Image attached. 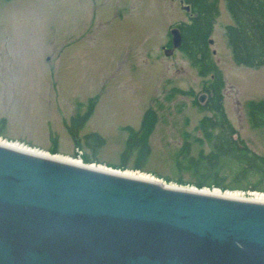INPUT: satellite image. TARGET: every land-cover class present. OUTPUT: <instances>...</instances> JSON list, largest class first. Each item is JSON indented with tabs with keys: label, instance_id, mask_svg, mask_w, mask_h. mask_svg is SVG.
Here are the masks:
<instances>
[{
	"label": "rangeland",
	"instance_id": "1",
	"mask_svg": "<svg viewBox=\"0 0 264 264\" xmlns=\"http://www.w3.org/2000/svg\"><path fill=\"white\" fill-rule=\"evenodd\" d=\"M216 1L219 14L208 37L221 77L228 136L264 157V126H254L248 115L250 103L264 100V66L233 59L226 39L232 18L226 0ZM187 7L183 0H0V120H5L0 138L120 169L126 127L137 130L149 109L154 121L148 153L143 159L132 150L122 170L146 172L167 184L206 187L181 155L185 142L193 156L212 149L199 129L202 117L211 115L201 105L212 73L200 75L170 43V30L190 18ZM90 99L93 111L78 131V147L66 124ZM90 132L104 139L94 155L83 141ZM234 171L224 165L225 187L207 188L231 190ZM247 181L255 179L243 184Z\"/></svg>",
	"mask_w": 264,
	"mask_h": 264
},
{
	"label": "water",
	"instance_id": "2",
	"mask_svg": "<svg viewBox=\"0 0 264 264\" xmlns=\"http://www.w3.org/2000/svg\"><path fill=\"white\" fill-rule=\"evenodd\" d=\"M170 33L179 48V28ZM16 143L27 149L0 143V264H264V199Z\"/></svg>",
	"mask_w": 264,
	"mask_h": 264
},
{
	"label": "trees",
	"instance_id": "3",
	"mask_svg": "<svg viewBox=\"0 0 264 264\" xmlns=\"http://www.w3.org/2000/svg\"><path fill=\"white\" fill-rule=\"evenodd\" d=\"M189 7V20L181 22L178 27L181 32L182 43L180 50L198 69L202 76L212 73L210 82L205 83L203 90L208 94L201 108L211 112L199 122V129L211 143L212 149L205 153L199 151L196 156L190 154L189 143L185 142L181 150L182 158L187 167L193 169L200 177L199 184L206 187H225L224 177L220 170L224 165L235 167L231 190L244 189L264 192V157L252 152L246 146L239 145L234 137H229V123L221 103V77L213 62L208 35L211 32L215 18L219 14L216 0H183ZM227 10L232 18V24L226 28V39L231 49L233 59L247 67L264 66V0H226ZM94 102L90 99L87 109L73 115L67 125V130L79 147L81 139L77 136L79 129L85 124L93 111ZM154 112L146 110L137 130L127 126L128 137L123 152L124 159L116 167L126 166V159L132 150L145 159L147 137L154 121ZM249 120L254 126H264V100L252 102L248 109ZM3 126L5 120L1 119ZM231 131V130H230ZM2 127L0 128V134ZM83 141L94 155L104 142L96 132L85 134ZM91 158H84V163L92 162ZM137 168L142 167L137 165ZM253 178L250 183L244 181ZM182 183V180H177ZM222 190V189H221Z\"/></svg>",
	"mask_w": 264,
	"mask_h": 264
},
{
	"label": "bare ground",
	"instance_id": "4",
	"mask_svg": "<svg viewBox=\"0 0 264 264\" xmlns=\"http://www.w3.org/2000/svg\"><path fill=\"white\" fill-rule=\"evenodd\" d=\"M0 143H6V144H9L11 146H16L18 148H23L22 146H19V144H17L15 141H9V140H6V139H3V138H0ZM23 149H27V148H23ZM39 151V149H37ZM39 153L43 154V155H46V156H51L55 159H61V160H66V161H72L74 163H79V162H82L81 160L75 158L72 160L71 157L67 156V155H63V154H58V153H48L47 151H43V150H40ZM89 166L91 167H97V168H102V169H107V170H114V168H111V167H106V166H103V165H100V164H95V163H88ZM115 171H118V172H121V173H124L126 175H134V176H140V177H147V178H156L154 177L153 175L151 174H148V173H144V172H141V171H134V170H122V169H117ZM171 186H177V185H174V184H169ZM181 187H184V188H194V187H190V186H181ZM204 190H208V191H216L218 192L219 191V188H207V187H204L203 188ZM222 191V190H221ZM228 194H231V195H237V194H247V195H250L254 198H257V199H264V192H241V191H237V190H228Z\"/></svg>",
	"mask_w": 264,
	"mask_h": 264
}]
</instances>
